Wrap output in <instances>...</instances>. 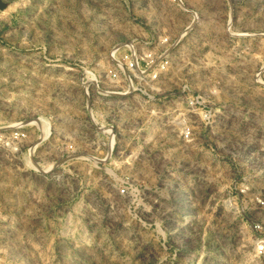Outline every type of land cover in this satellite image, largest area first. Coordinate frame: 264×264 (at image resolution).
Segmentation results:
<instances>
[{
    "label": "rangeland",
    "instance_id": "1",
    "mask_svg": "<svg viewBox=\"0 0 264 264\" xmlns=\"http://www.w3.org/2000/svg\"><path fill=\"white\" fill-rule=\"evenodd\" d=\"M164 39L128 116L116 61ZM90 114L119 147L90 148ZM0 139V264H264V0H0Z\"/></svg>",
    "mask_w": 264,
    "mask_h": 264
},
{
    "label": "built area",
    "instance_id": "2",
    "mask_svg": "<svg viewBox=\"0 0 264 264\" xmlns=\"http://www.w3.org/2000/svg\"><path fill=\"white\" fill-rule=\"evenodd\" d=\"M164 41H166L168 47L165 48L163 54L156 60H153V58L156 55L158 49L157 46H153L152 49L147 50V52L143 51L142 52L143 56L137 58L135 56L136 52L138 51L136 48V43L131 40L130 43H128L129 44L128 46L130 47L124 53L123 59L116 61V67H117L116 74L117 71L122 72L128 83L134 85L132 90L130 91L126 90L120 92L119 94V97H125L127 100H130L127 106L128 109L125 110V113L128 116L138 114L140 115L138 116L139 119L143 120L146 114L153 113L152 111L153 108L151 109V111H149L152 105L151 102H149V99H152L150 96H148L147 94H143V97H140L138 95L129 96V94L133 91L138 90L137 86L140 84L141 81L145 82V76H147L150 81L158 78L157 72H154L150 75V71H155L156 69L155 67H159L158 71L164 70L166 68V61L165 60L160 61V60L165 58L166 54L169 53L172 45H169L167 39H164ZM184 87L185 86H183L182 88ZM168 96L170 97L166 101L168 107L164 112H161V116H163L167 120V122L171 124V126L175 129L176 134H178L179 138L188 141L193 133V130L190 125V122L184 117L183 99L185 98L186 95L178 91H173L169 93ZM186 100L188 101V105L191 108H195V106L199 107L200 103H202L198 94L196 96L188 94ZM89 119L91 120L90 122L92 124V128L96 132H101L102 134L100 138H96L95 142L93 138L90 139V141L93 143V145L90 148L113 150L119 147V145L117 146V142H116L117 130H115L114 126H112L111 123H108L104 120L98 121L96 118H93L91 114L89 115ZM133 119H134L133 117L127 118L128 124H132ZM26 122H33V121L31 120ZM26 125H31V124L16 125V128H14V130L16 129L17 131L12 132L10 134L11 138L16 139L18 143H22L26 139V131L31 129L28 128ZM39 129H40V134L36 133L35 136H33L35 139L38 140L40 139V141H42L51 134L50 131L51 128L48 122H45L43 126L38 128V131ZM130 132L133 134H137L139 133V130L133 127L130 130ZM86 140L87 138H85V141ZM5 145H8V143L0 139V148L3 149L4 153L7 156ZM12 149L16 150V147L13 148L9 147L10 151ZM23 159L24 162L27 161L26 158Z\"/></svg>",
    "mask_w": 264,
    "mask_h": 264
},
{
    "label": "bare ground",
    "instance_id": "3",
    "mask_svg": "<svg viewBox=\"0 0 264 264\" xmlns=\"http://www.w3.org/2000/svg\"><path fill=\"white\" fill-rule=\"evenodd\" d=\"M190 24H191V23H187V27H189ZM28 121H31V120H28ZM36 143H37V142H31V143L29 144V149H33L32 147H34V146L36 145Z\"/></svg>",
    "mask_w": 264,
    "mask_h": 264
}]
</instances>
